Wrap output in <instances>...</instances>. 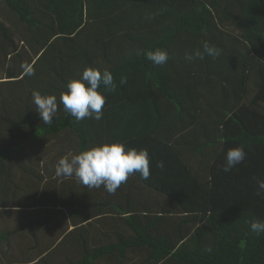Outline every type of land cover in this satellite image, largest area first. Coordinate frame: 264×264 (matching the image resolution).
<instances>
[{
    "label": "trees",
    "instance_id": "obj_1",
    "mask_svg": "<svg viewBox=\"0 0 264 264\" xmlns=\"http://www.w3.org/2000/svg\"><path fill=\"white\" fill-rule=\"evenodd\" d=\"M205 43L221 55L185 59ZM156 48L166 64L147 59ZM87 67L117 88L99 89L103 119L77 122L60 96ZM33 91L57 96L51 125ZM115 142L147 148L151 178L136 173L103 202L77 194L74 216L107 212L109 229L70 264H264V233L249 223L264 222V0H0V264H41L12 251L52 219L32 222L25 207L68 183L55 174L62 157ZM240 145L245 161L224 172ZM78 231L90 233L75 224L65 236Z\"/></svg>",
    "mask_w": 264,
    "mask_h": 264
},
{
    "label": "clouds",
    "instance_id": "obj_2",
    "mask_svg": "<svg viewBox=\"0 0 264 264\" xmlns=\"http://www.w3.org/2000/svg\"><path fill=\"white\" fill-rule=\"evenodd\" d=\"M154 18V17H153ZM222 49L215 45L205 43L203 51L197 49L194 54L187 53L185 59L192 62L194 59H204L205 55L214 59L218 58ZM147 59L155 65H164L169 59L166 49L156 48L146 52ZM25 75H34V67L27 63L22 65ZM121 84L127 83V77L121 76ZM101 85L105 92H114L117 85L113 74L97 68L87 67L82 77L73 79L67 84V90L61 93L60 103L64 110L75 117L77 122L86 118L103 119L106 96L99 91ZM35 108L38 110L45 124L51 125L59 111V103L56 95H42L40 91L32 93ZM247 152L244 145L230 148L226 156L224 172H230L235 166L245 161ZM157 167L164 168V162L158 161ZM140 173L144 180L151 178V157L147 148H126L125 143H105L93 146L78 154L69 153L62 157L55 166L57 177H75L78 182L88 188L105 187L109 194H115L117 189L127 183L130 176ZM257 195H264V180H258ZM251 229L257 235L264 233V222L259 219L249 222ZM209 253L211 246L206 248Z\"/></svg>",
    "mask_w": 264,
    "mask_h": 264
},
{
    "label": "crops",
    "instance_id": "obj_3",
    "mask_svg": "<svg viewBox=\"0 0 264 264\" xmlns=\"http://www.w3.org/2000/svg\"><path fill=\"white\" fill-rule=\"evenodd\" d=\"M72 184H74L73 187ZM81 184L72 177L69 178L68 183L64 184L59 178L57 182H54L50 188L44 191L40 198L30 200V206L25 207L28 210L27 217L29 220L32 222V219L41 218L44 220L48 216L49 220L52 219L50 222L48 221L49 223L43 224L44 227L36 239L27 238L25 243L22 236L18 237L19 243H15L12 250L13 253L17 254L15 257L18 259L17 261L37 259L42 260L41 264H70V258L79 259L84 249H91L97 245L100 238L97 235L98 231L107 233L109 227L104 220L100 219L102 216L108 215L107 212L101 215L102 212L99 211L92 218L85 216V214L74 216L79 203L76 199L77 194H81L82 202H103L105 197L110 195L103 186L100 188H88L86 186L82 188ZM75 224L78 226L87 225L90 233L78 231L76 235H71V237L65 236V233L75 229ZM106 241L107 237L102 236L101 243ZM86 244L88 247H85Z\"/></svg>",
    "mask_w": 264,
    "mask_h": 264
}]
</instances>
